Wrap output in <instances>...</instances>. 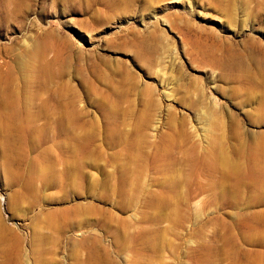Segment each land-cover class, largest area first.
Instances as JSON below:
<instances>
[{
	"label": "rangeland",
	"instance_id": "1",
	"mask_svg": "<svg viewBox=\"0 0 264 264\" xmlns=\"http://www.w3.org/2000/svg\"><path fill=\"white\" fill-rule=\"evenodd\" d=\"M0 264H264V0H0Z\"/></svg>",
	"mask_w": 264,
	"mask_h": 264
}]
</instances>
